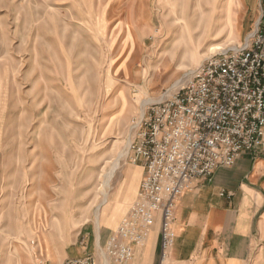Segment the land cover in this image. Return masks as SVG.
<instances>
[{
	"label": "rangeland",
	"instance_id": "rangeland-1",
	"mask_svg": "<svg viewBox=\"0 0 264 264\" xmlns=\"http://www.w3.org/2000/svg\"><path fill=\"white\" fill-rule=\"evenodd\" d=\"M221 2L200 45L214 0H0V264H52L85 228L122 221L132 123L240 45L263 4L233 0L229 20Z\"/></svg>",
	"mask_w": 264,
	"mask_h": 264
},
{
	"label": "built area",
	"instance_id": "built-area-1",
	"mask_svg": "<svg viewBox=\"0 0 264 264\" xmlns=\"http://www.w3.org/2000/svg\"><path fill=\"white\" fill-rule=\"evenodd\" d=\"M130 162L144 178L128 214L103 245L63 264H127L159 221L156 264L174 246V210L196 180L210 179L244 154L264 153V0L240 45L205 59L131 126Z\"/></svg>",
	"mask_w": 264,
	"mask_h": 264
},
{
	"label": "crops",
	"instance_id": "crops-1",
	"mask_svg": "<svg viewBox=\"0 0 264 264\" xmlns=\"http://www.w3.org/2000/svg\"><path fill=\"white\" fill-rule=\"evenodd\" d=\"M214 1L207 22L199 31L200 45L206 43L215 29L219 7L217 0ZM232 4L233 0H222L220 4L229 20ZM134 165L138 169L131 171L132 186L123 198L129 203L136 200L144 178L143 167ZM117 198L115 195L105 202L97 227L100 215L105 218L109 212L112 221L120 212ZM120 222L118 218L113 224L101 225L99 230L85 228L84 233L89 235L84 236L85 245L76 243L60 256H53L52 264L81 258L87 251L96 249ZM158 230L159 221H156L146 244L134 248V258L127 264L157 263ZM173 232L174 246L167 264H264V153L241 155L233 166L217 169L210 179L194 181L175 204ZM47 248V253L52 254L48 244ZM24 264L33 263L29 260Z\"/></svg>",
	"mask_w": 264,
	"mask_h": 264
},
{
	"label": "bare ground",
	"instance_id": "bare-ground-1",
	"mask_svg": "<svg viewBox=\"0 0 264 264\" xmlns=\"http://www.w3.org/2000/svg\"><path fill=\"white\" fill-rule=\"evenodd\" d=\"M223 50H224V49H223ZM181 82H182V81H181ZM181 82H180V83H181ZM180 83H179V84H180ZM179 84H178V85H179ZM178 85H177V86H178ZM177 86H176V87H177ZM141 113H143V110L141 111Z\"/></svg>",
	"mask_w": 264,
	"mask_h": 264
}]
</instances>
